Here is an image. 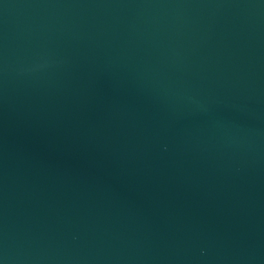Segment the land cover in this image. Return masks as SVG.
<instances>
[{"label":"water","instance_id":"1","mask_svg":"<svg viewBox=\"0 0 264 264\" xmlns=\"http://www.w3.org/2000/svg\"><path fill=\"white\" fill-rule=\"evenodd\" d=\"M0 264H264V0H0Z\"/></svg>","mask_w":264,"mask_h":264}]
</instances>
